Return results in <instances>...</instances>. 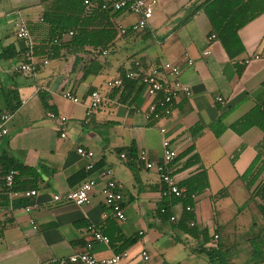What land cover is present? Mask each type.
I'll return each mask as SVG.
<instances>
[{"label":"crops","instance_id":"1","mask_svg":"<svg viewBox=\"0 0 264 264\" xmlns=\"http://www.w3.org/2000/svg\"><path fill=\"white\" fill-rule=\"evenodd\" d=\"M203 1L157 0L147 26L139 32L117 34L105 56L95 55L90 46L77 54L61 48L43 65L48 48L42 22L44 5L39 0H0V110L18 104L4 125L7 133L0 136V153L38 171L36 179L19 180L21 191L15 195L6 197L0 192V264H56L58 259L86 251L87 245L97 259L117 254L121 242L114 248L95 241V230L107 237L134 239L120 264H211L202 247L214 249L226 264H232L226 258L224 238H249V232L240 229L252 226H247V218L238 211L235 194L241 192L239 176L254 159L263 132L253 127L238 136L226 129L215 137L209 125L224 115L222 123L228 127L264 100V13L238 31L244 52L231 60L215 37L210 39L211 28L202 11L187 19L193 7ZM136 20L128 13L110 14L109 18L111 25L113 21L126 28ZM20 21L28 26L38 50L35 71L28 77L16 71L28 44L15 38V24ZM7 48V54L15 55L4 59L1 54ZM246 59L251 60L244 64ZM164 63L178 67L179 74L174 78L164 72L161 78L168 84L178 80L189 88L190 95H179L168 117L146 121L148 106L155 98L146 95L140 76ZM237 66L241 67L239 74ZM128 72L134 73L130 79H135L134 83L107 86L112 80L122 81ZM63 90H70L80 102L64 99ZM94 90L103 100L87 116L89 94ZM3 91H8V101L2 97ZM40 92L47 95L48 107ZM216 96L223 99L222 104L215 103ZM48 113L55 118H49ZM197 125L202 130L192 136L191 129ZM164 138L178 153L167 170L177 185L186 187L200 175L207 176L208 188L192 199L195 227L211 237L206 244L201 237L174 230L173 221H163L159 213L168 202L171 217L177 220L183 208L180 203H169L171 195H162L165 185L158 173L146 169L138 154L143 152L148 161L161 163ZM77 147L94 153L92 170L85 169V160L75 152ZM190 147L193 151L184 156ZM193 154L200 158V165L186 166ZM105 169L112 170L123 194V222L103 203L100 173ZM88 179L97 182L88 204L53 201V196L64 197ZM23 189L35 190L36 196L24 198ZM217 193L222 197L216 198ZM247 194L245 202L252 212L257 200L250 199V191ZM25 206L31 210L26 212ZM142 252L147 253V261ZM252 261L264 264L261 256Z\"/></svg>","mask_w":264,"mask_h":264},{"label":"trees","instance_id":"2","mask_svg":"<svg viewBox=\"0 0 264 264\" xmlns=\"http://www.w3.org/2000/svg\"><path fill=\"white\" fill-rule=\"evenodd\" d=\"M44 5L42 13V22L47 29L46 42L50 43L53 39H59L60 44L53 47L55 54L61 49L66 48L74 54L83 52L86 46L92 47V52L95 55L100 54L102 50H107L108 46L116 38L117 33L111 25L109 18L110 12L102 10L101 5L112 0H86L90 5L84 3V0H39ZM202 11L208 19L211 31L215 39L220 43L224 52L229 59H234L244 52V47L238 37V31L245 25L256 19L264 13V0H204L201 4L193 7L187 19H190L197 12ZM116 14V13H115ZM112 16V15H111ZM72 33L68 39H63ZM10 48L2 51L1 57L4 59L11 58L15 55L14 52L9 54ZM238 74L241 72V67L237 66ZM134 80H128L123 77V85L134 83ZM264 88V81L262 83ZM13 96V93L11 92ZM40 99L45 107L47 104V95L43 92L39 93ZM2 97L8 101V91L2 92ZM17 103L13 106H6L4 111L0 110V115L4 113H12ZM223 116L219 117L209 125V129L215 137H219L226 129H230L236 135L244 134L250 128H257L263 132L262 141L256 146V155L251 163L239 179L244 184L245 188L250 191V199L254 198L257 201V209L264 221V100L258 103L248 113L226 127L223 125ZM153 122V121H151ZM202 127L197 125L191 129L192 136L198 135ZM193 151L190 147L183 154L188 155ZM133 150L130 151L132 153ZM201 161L198 155H191L186 166L200 165ZM1 175L3 177L10 172H15L12 178V187L9 190L3 189L0 191L4 196H8L10 192H19V180L23 177L36 179L38 171L35 168L26 167L13 162L10 155L6 152L0 153ZM258 186L255 188V186ZM181 194L179 197L171 195L169 203H180L183 208L181 216L176 220L174 218L172 228L189 235L192 238L201 237L203 243L210 241L206 230L199 231L195 227V217L193 210H186L187 207L193 209L192 196L202 190L208 188V180L206 174H202L185 186L177 185ZM182 187V188H181ZM31 188V187H29ZM255 188V189H253ZM32 190V189H28ZM26 191V190H22ZM164 212L159 210L163 221L169 220L171 217L168 202H164L162 207ZM193 226H190V224ZM109 238L110 246L115 248L117 242H121L115 253L119 254L133 244L134 239H124L123 237ZM261 236L258 237L260 244L259 256L264 259V242H260ZM211 264H226L224 257L220 256L212 248H200ZM257 252L252 251L251 256L254 258Z\"/></svg>","mask_w":264,"mask_h":264},{"label":"built area","instance_id":"3","mask_svg":"<svg viewBox=\"0 0 264 264\" xmlns=\"http://www.w3.org/2000/svg\"><path fill=\"white\" fill-rule=\"evenodd\" d=\"M84 3L90 5L86 0ZM157 3V0H112L108 3L104 2L101 5L102 10H107L111 14L115 13H128L137 17V20L131 24L129 27H124L119 23H113L112 26L116 33L120 36L125 35L127 32H139L143 30L148 22L151 20L154 12V7ZM72 33H69L70 36ZM15 38L18 41L27 42V47L23 53L24 60L19 63L16 67V71L19 72L22 76L28 77L35 71L34 57L38 53V50L34 47L33 42L31 41L30 31L25 22H17L15 24ZM214 38V35L210 36V39ZM60 44L59 39H53L48 43V48L45 50V55L42 57V64L46 65L49 58L53 57L55 52L53 47H56ZM102 56L106 55V50L100 52ZM257 59L258 57H254ZM251 59H246L244 64L250 62ZM191 64V61H188V65ZM137 66L138 63H135ZM168 73L170 76L176 78L179 74L178 67L171 65L170 63H164L160 67H154L143 73L140 76V81L143 86V89L147 96L155 98V101L150 103L145 115L146 121H159L163 118L168 117L172 112V103L179 95L189 96L190 90L187 86L181 84L178 80L173 81L171 84L166 83L161 77L162 73ZM125 79H133L135 77L133 72H128L125 74ZM122 81L120 79H115L107 83L108 87L120 86ZM61 96L73 103H79L80 99L72 94L70 90H63ZM89 104L86 108V115H90L94 110H96L102 103V96L98 91H91L89 94ZM215 103L222 104L223 99L220 96L215 97ZM49 118H55L53 113H48ZM11 118L10 113H4L0 115V136L5 135L7 130L5 129V123ZM61 122H65V118L59 119ZM165 129L161 128L160 132L165 134ZM61 138L65 137L64 133L60 134ZM162 149H163V159L159 164H154L148 161L145 153L139 152L138 160L142 162L146 169H154L160 178V181L165 185L162 195H174L179 197L181 192L177 187V184L174 180V177L169 174L167 171L169 166L175 161L178 157L176 149L171 145L170 141L167 138L162 140ZM76 154L85 160L86 165L85 169L90 171L94 168V153L87 148L77 147L75 149ZM121 159L125 158L124 153L120 155ZM15 172H10L0 179V191L3 189L9 190L12 187V178ZM113 173L111 169H105L100 173V179L102 181V186L100 189V194L103 197L104 205L111 211L114 218L119 221H125V215L123 211V194L121 190L117 187L115 181L113 180ZM97 182L95 179H88L82 182L78 188L73 191H70L64 197L55 195L52 197L53 201H65L73 203L77 206H83L89 203L90 193L96 187ZM14 195L18 192H10ZM24 198H31L36 196L35 190H27L22 193ZM193 199V196H192ZM25 211L29 212L31 210L30 206H25ZM186 210H192L191 207H187ZM163 213L164 210L161 209ZM170 221H174V217H170ZM32 223V221H30ZM190 226H193L191 223ZM93 239L95 241H100L106 245H109V238L102 235L97 230L93 231ZM217 239V236H214V240ZM90 245H87L86 251L70 255L66 258H61L56 261V264H120V262L127 256L126 252H121L115 254L110 258L97 259L90 253L88 250ZM142 259L144 261L148 260V255L145 252L141 253Z\"/></svg>","mask_w":264,"mask_h":264},{"label":"rangeland","instance_id":"4","mask_svg":"<svg viewBox=\"0 0 264 264\" xmlns=\"http://www.w3.org/2000/svg\"><path fill=\"white\" fill-rule=\"evenodd\" d=\"M238 183H239L238 188H240L242 186L241 192H236V194H235L236 201L239 204L238 205V211H240L244 215V217L247 218V221L249 223V224H247V226L250 225L252 227L248 226V228L246 227L243 229V226H242L240 229V231H242V232H249L250 235L247 234V235H249V238L247 239V241H244V238L242 235H237L235 237H232V235H230V237L227 236L228 239L224 238L226 240V242L225 241L224 242H225V244H227L226 245L227 246L226 258H227L228 262L229 263L231 262L232 264H253L252 260H254V262H255V259L258 260V258L260 257L258 254L260 251V244L258 242V237L261 236L260 242L261 243L264 242V221L258 212L257 205L255 206V209H253L252 212H249L248 207H251V206H247L249 204H246V202H245L247 195H248L247 193L249 191L245 188L242 181L238 182ZM257 186H258V184L255 186V188ZM255 188H253V189H255ZM217 194L218 195H216V198L222 197L221 193H217ZM228 194H230V193H228ZM231 195L233 196L232 193H231ZM244 195H246V197H244ZM252 199H254V198H252ZM251 205H253V204H251ZM252 207H254V205ZM230 229H232V226L230 227ZM250 229H251V231H249ZM237 231H239V230H237ZM252 251L257 252V254L255 255L254 258L251 256Z\"/></svg>","mask_w":264,"mask_h":264}]
</instances>
